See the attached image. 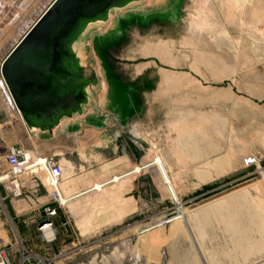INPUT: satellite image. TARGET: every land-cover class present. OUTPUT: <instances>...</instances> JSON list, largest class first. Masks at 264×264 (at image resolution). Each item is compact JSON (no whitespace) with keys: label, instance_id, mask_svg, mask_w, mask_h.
Wrapping results in <instances>:
<instances>
[{"label":"rangeland","instance_id":"374dc122","mask_svg":"<svg viewBox=\"0 0 264 264\" xmlns=\"http://www.w3.org/2000/svg\"><path fill=\"white\" fill-rule=\"evenodd\" d=\"M49 1L0 0V59ZM86 22L62 52L72 84H87V95L96 96L92 84L150 78L139 129L143 212L75 233L74 220L59 216L66 206L54 204L57 238L48 243L39 229L47 205L28 198L32 175L22 176L28 189L20 196L0 182V263L264 264V0H113ZM159 45L164 62L145 53ZM3 80L0 72L6 87ZM8 120L3 111L4 135ZM22 136L24 149L46 153L22 145ZM75 136L81 150L74 155L86 159L82 134L65 141L77 148ZM0 144L1 176L8 173V151ZM158 156L175 194L154 162ZM45 175L40 170L35 178L49 195ZM13 204L22 213L38 209L20 222ZM108 219L100 215L99 224Z\"/></svg>","mask_w":264,"mask_h":264},{"label":"crops","instance_id":"0c3cea01","mask_svg":"<svg viewBox=\"0 0 264 264\" xmlns=\"http://www.w3.org/2000/svg\"><path fill=\"white\" fill-rule=\"evenodd\" d=\"M53 1L50 0L40 15L29 22V27L19 33L20 35L12 41L10 49L3 51L2 56H8ZM161 51L162 46L159 45L148 53L162 60L158 56ZM140 67L145 68L146 64L138 67V73ZM134 79L132 84H121L113 78L106 84H92L89 87L97 91L96 96L87 95V84H69L64 100L53 109L52 114L43 115L41 118L23 114L7 86L0 84V114L5 111L9 119L6 123L9 131L5 135L0 133V143H4L5 151L23 148L18 142V133L23 131L22 145L40 148L46 152L44 155H58L65 170L61 191L69 198L65 210L61 209L59 216L62 220L67 216L74 220L75 233L94 232L111 226L116 217L126 218L135 214L141 215L143 212L142 207L146 200L145 177L135 172L134 168L138 164L146 167L141 154L143 142L139 129L144 121L146 103L143 102L142 96L147 93L146 86L150 85L147 84L150 78L135 76ZM63 88L64 84L55 86L54 90L61 91ZM3 94L6 97H3ZM76 101L79 102L74 105ZM2 125L1 122L0 126ZM76 133L82 134L81 143L86 144V159L81 157V152H77V156L74 155V151L81 150L77 136V148L70 147L65 141L67 135ZM116 175L122 176L119 181L113 180ZM35 182L28 186L31 189V196L28 198L48 205L49 195H45L44 187ZM98 183L103 184L101 190L95 187ZM28 187L26 185L24 190ZM112 203L114 205H111ZM13 207L14 215L20 222L25 219L20 215H28L38 209L34 206L22 213L16 205L13 204ZM114 208L117 212L113 211ZM37 215L35 214V217ZM100 215L109 217L105 224H99ZM85 218H90L91 221L85 222ZM107 261L109 262V259Z\"/></svg>","mask_w":264,"mask_h":264},{"label":"water","instance_id":"95a60500","mask_svg":"<svg viewBox=\"0 0 264 264\" xmlns=\"http://www.w3.org/2000/svg\"><path fill=\"white\" fill-rule=\"evenodd\" d=\"M112 2L54 0L8 54L2 72L23 114L39 118L50 115L64 100L66 89L74 78L71 74L66 76L70 72L64 68L62 61V52L66 49L64 42L73 39L82 28H76L79 19L86 23L98 18ZM62 84L64 88L61 91L54 90L55 86Z\"/></svg>","mask_w":264,"mask_h":264},{"label":"built area","instance_id":"2783aa9c","mask_svg":"<svg viewBox=\"0 0 264 264\" xmlns=\"http://www.w3.org/2000/svg\"><path fill=\"white\" fill-rule=\"evenodd\" d=\"M6 57L0 59V72L2 74V66ZM26 153L27 150L24 148H15L7 152L6 161L8 165V173L6 174L7 178L4 181H6V187L10 189V191L14 193L15 196H20L23 194V189L27 185L22 178L23 175H32L34 182L37 181L35 175L39 170L44 171L45 174L48 175V185L51 188L50 192L48 190V185L45 183H43V185L48 190L49 194H51V200L50 204H48L42 210L44 214L39 216V218H41L39 221V229L45 235L46 242L50 243L57 238L56 232L54 233L53 237H48L46 235V231L48 229L55 231L54 218L58 214V207L54 204L58 205L59 207H64L66 205V201H64L61 192V183L64 178V167L59 161L56 160L55 156L43 155L42 158L32 161V159L27 157ZM169 220L171 219L168 217V220L166 221ZM2 258L3 257L0 254V259ZM6 261L9 263L8 259H4L2 264H5Z\"/></svg>","mask_w":264,"mask_h":264},{"label":"bare ground","instance_id":"6f19581e","mask_svg":"<svg viewBox=\"0 0 264 264\" xmlns=\"http://www.w3.org/2000/svg\"><path fill=\"white\" fill-rule=\"evenodd\" d=\"M54 2V1H53ZM84 23H85V20H82V19H79V21H78V25H77V30L78 29H80L81 27H83V25H84ZM65 48H70V46H71V40H69V39H67V40H65ZM149 51H146L145 53H148ZM158 56H160L161 58H162V60H164V61H166V59H165V57L162 55V54H160V52H158ZM144 69V67H140V69H139V71L141 72L142 70ZM3 75V74H2ZM3 78H4V76H3ZM5 81V82H4ZM3 82L4 83H6V80L4 79L3 80ZM5 85V84H4ZM6 86H7V88H8V85H7V83H6ZM8 90H9V88H8ZM9 92H10V90H9ZM10 94H11V92H10ZM11 96H12V94H11ZM12 98H13V96H12ZM13 100H14V98H13ZM14 102H15V100H14ZM15 104H16V102H15ZM19 120V119H18ZM17 122V121H16ZM27 157L28 158H30V159H32V161H36V160H38L39 158H42V154H40V153H38V152H36V151H33V150H31V151H27ZM154 162H155V164L157 165V167L159 168V170H160V172H161V174H162V176H163V178H164V180H165V183L167 184V186L170 188V190L175 194V188L173 187L174 185H172L173 183H172V181H171V178H170V176H169V174H168V171H167V166H166V164H165V162H164V160H163V158H162V156H158V157H156L155 158V160H154ZM153 162V163H154ZM149 166V165H148ZM142 170V166H136L135 168H134V171L135 172H140ZM40 171V170H39ZM43 172V171H42ZM45 173V172H44ZM130 174V173H129ZM46 176V178H45V180L47 181V185H48V182H49V178H48V175H45ZM126 176V175H125ZM121 175H116V176H114L113 177V180H115V181H118L119 179H121ZM7 178V175H6V173H3L1 176H0V182H2V181H4L5 179ZM103 183V182H102ZM105 184V183H104ZM102 186H103V184H101V183H98V184H96L95 185V187H96V189H98V190H101L102 189ZM92 188V187H91ZM48 189L49 190H51V188H50V186L48 185ZM62 192V191H61ZM49 195H51V194H49ZM62 197H63V199H64V201H66V205H67V203H68V201H69V198L68 197H66V196H64L63 195V193H62ZM50 200H51V197H50ZM65 205V206H66ZM169 216H171V214H169ZM168 216V217H169ZM54 233H55V231L54 230H50V229H48L47 231H46V235L48 236V237H53V235H54Z\"/></svg>","mask_w":264,"mask_h":264}]
</instances>
